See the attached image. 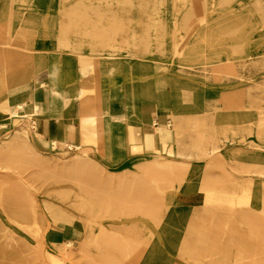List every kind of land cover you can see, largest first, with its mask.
Instances as JSON below:
<instances>
[{"label": "rangeland", "instance_id": "rangeland-1", "mask_svg": "<svg viewBox=\"0 0 264 264\" xmlns=\"http://www.w3.org/2000/svg\"><path fill=\"white\" fill-rule=\"evenodd\" d=\"M34 69L87 81L77 140L6 108ZM0 115V197L38 198L0 264H264V0H0Z\"/></svg>", "mask_w": 264, "mask_h": 264}, {"label": "crops", "instance_id": "crops-1", "mask_svg": "<svg viewBox=\"0 0 264 264\" xmlns=\"http://www.w3.org/2000/svg\"><path fill=\"white\" fill-rule=\"evenodd\" d=\"M34 73H37L35 69L31 72L20 71L19 75L14 77L16 82L7 83V90L4 93L7 100L6 108L8 109L15 102L22 101L25 104L18 105L17 109L31 113L37 110L39 124L33 136V141L37 149L45 150L47 148L48 145L44 140L46 137L52 143L56 140L63 141L66 137L71 136L76 137L77 140V137L79 138L83 135L81 131L85 125H81L77 121L78 116H76V113L78 111L76 108L71 107L72 102L69 103V99L76 94L79 88H83L87 81H81L79 86L74 90L64 88L60 95L61 100L55 101L53 98L54 94L57 91V93H60V87H54V83L57 82L58 86H68L70 82L74 81V76L60 74L59 70H51L48 81L37 83V85L34 83ZM67 103H69L68 107L64 106ZM77 122L80 123V128L77 127ZM146 136L151 140L153 138L148 133H146ZM151 140L149 141L151 142Z\"/></svg>", "mask_w": 264, "mask_h": 264}, {"label": "bare ground", "instance_id": "bare-ground-1", "mask_svg": "<svg viewBox=\"0 0 264 264\" xmlns=\"http://www.w3.org/2000/svg\"><path fill=\"white\" fill-rule=\"evenodd\" d=\"M90 93L91 92H89L87 90V88H84V90H80L78 98L79 99L81 98L84 100L88 96V94H90ZM90 99H91V103H92L91 104L92 115L95 117L96 123L100 124L102 121V118H104V116L106 114L107 115L110 114V112L104 111V109L97 102V98H96V100L94 99L92 93H91ZM64 106H66V104ZM125 118H126V116H125ZM149 139L150 138L148 136H146V134H144L143 140H145L147 142V141H149ZM2 193L4 194L3 190H2ZM3 197H5V198H3ZM3 197L2 198L0 197V250H2L4 252V254H6V249L10 248V243L11 242L14 243L16 240L13 236H11L8 233L7 227H6L7 222H9V223L11 221L15 222L12 219L13 216L9 212L10 209H13L16 212V216H17V214L19 215V212L20 213L23 212V213L27 214L28 209L30 210L29 213L31 216L36 215L38 213H37V210L35 209V207L37 205L36 203H38V198L36 196H32V197H29L28 199L24 200L20 197L18 198V197H14V196H7V197L3 196ZM6 243H7V248H6ZM5 258L7 259V256H5Z\"/></svg>", "mask_w": 264, "mask_h": 264}]
</instances>
